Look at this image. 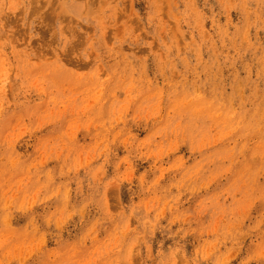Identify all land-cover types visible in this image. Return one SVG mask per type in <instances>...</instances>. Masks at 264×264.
<instances>
[{"label": "rangeland", "instance_id": "1", "mask_svg": "<svg viewBox=\"0 0 264 264\" xmlns=\"http://www.w3.org/2000/svg\"><path fill=\"white\" fill-rule=\"evenodd\" d=\"M0 264H264V0H0Z\"/></svg>", "mask_w": 264, "mask_h": 264}]
</instances>
